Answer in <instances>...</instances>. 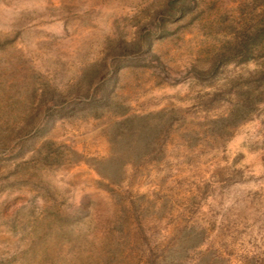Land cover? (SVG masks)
<instances>
[{
    "label": "rangeland",
    "instance_id": "1",
    "mask_svg": "<svg viewBox=\"0 0 264 264\" xmlns=\"http://www.w3.org/2000/svg\"><path fill=\"white\" fill-rule=\"evenodd\" d=\"M166 5L0 0V264H264V52L208 70L264 0Z\"/></svg>",
    "mask_w": 264,
    "mask_h": 264
},
{
    "label": "trees",
    "instance_id": "2",
    "mask_svg": "<svg viewBox=\"0 0 264 264\" xmlns=\"http://www.w3.org/2000/svg\"><path fill=\"white\" fill-rule=\"evenodd\" d=\"M195 2L196 0H167L165 10L166 12L175 11L177 17H181L190 12ZM263 50L264 13L249 25L241 24L238 26L233 31L232 40L220 44L214 50L210 57L208 70L213 73L220 63L229 59L248 60L252 57H258L264 52ZM196 74L201 75V72L198 71ZM240 81V79L233 81L238 91L228 114L212 121L214 124H234L253 112L256 103L264 97V61L254 75L245 79L243 86H240Z\"/></svg>",
    "mask_w": 264,
    "mask_h": 264
}]
</instances>
